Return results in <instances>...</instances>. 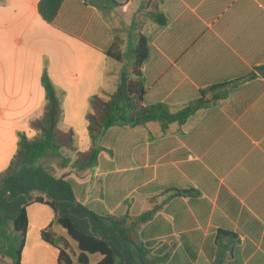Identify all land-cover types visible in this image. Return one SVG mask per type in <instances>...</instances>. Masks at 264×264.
Wrapping results in <instances>:
<instances>
[{"label": "crops", "instance_id": "obj_1", "mask_svg": "<svg viewBox=\"0 0 264 264\" xmlns=\"http://www.w3.org/2000/svg\"><path fill=\"white\" fill-rule=\"evenodd\" d=\"M38 1L0 0V156L9 145L8 160L17 133L30 136L28 121L42 111L43 71L63 109L59 126L73 130L82 151L89 145L88 99L113 92L123 65L105 55L117 35L106 10L91 0H63L49 24L37 13ZM114 1L121 6L107 10L111 14L125 15L134 5ZM160 10L166 25L143 27L144 104L164 102L175 110L200 89L252 76L165 133L153 122L109 127L98 140L96 163L80 176L51 152L40 165L64 176L76 201L97 214L136 215L149 207L150 197L193 190L158 199L160 208L142 227L145 239L174 244L190 264H209L218 232H231L242 264H264V77L257 73L264 69V0H162ZM76 125L84 126L85 148L76 144ZM61 156L74 158L65 151ZM26 216L19 264H57V249L39 235L52 220L51 209L30 203Z\"/></svg>", "mask_w": 264, "mask_h": 264}, {"label": "trees", "instance_id": "obj_2", "mask_svg": "<svg viewBox=\"0 0 264 264\" xmlns=\"http://www.w3.org/2000/svg\"><path fill=\"white\" fill-rule=\"evenodd\" d=\"M91 1L101 10L121 6L114 0ZM62 3L63 0H39L37 13L50 24ZM161 3L162 0H140L126 29L125 39L115 35L105 52L107 57L123 65L113 92L93 94L88 99L84 120L89 145L85 150H76L72 129L59 126L63 119L59 97L46 72L41 73L42 111L28 121L30 136L17 133L15 150L7 166L0 171V256L8 264H19L27 227L26 207L30 203L44 204L52 211L51 222L40 230L39 235L42 241L57 249V264H89V255L99 257L93 264H190L188 257L176 254L174 244L146 240L142 227L160 208L162 201L158 199L161 196L166 193H169L168 197L185 196L194 194L193 190L171 189L150 197L147 200L149 207L136 215L128 211L97 214L76 201L64 176H54L37 164L41 157L51 152L59 156L61 167L70 165L73 173L80 176L96 163L102 150L98 140L109 127L145 126L153 122L161 133H165L170 125H183L196 111L216 104L227 96L232 86L252 76L248 74L200 89L195 100L175 110L164 102L144 104L142 69L148 56V45L143 27L146 22L166 25L167 17L160 10ZM125 43L126 53L122 50ZM62 151L71 152L73 160L62 157ZM30 198H33L31 202ZM54 225H58L64 234H58ZM218 234L209 264H242L243 255L236 235L225 231Z\"/></svg>", "mask_w": 264, "mask_h": 264}, {"label": "rangeland", "instance_id": "obj_3", "mask_svg": "<svg viewBox=\"0 0 264 264\" xmlns=\"http://www.w3.org/2000/svg\"><path fill=\"white\" fill-rule=\"evenodd\" d=\"M137 0H134V5L130 6V10L125 14V15H120L118 13H109V11H104V14L105 16L111 20V22L113 23L114 25V29H115V32H117V35L123 39H125V36H126V29L129 25V23L131 22L137 8ZM122 50L126 53L127 52V44L125 43L122 47ZM78 124V122H76ZM77 128L75 127V132H76V144L79 146L80 145V148H85V146L83 145V141L81 143V140L84 139V141H88L85 138H83V135H84V126L83 127H79L78 125H76ZM28 132V129L26 130ZM84 146V147H83ZM9 150V145H5L1 152H2V155L0 156V171L3 170L7 164H8V159L7 157L5 158V156H8L7 155V152ZM83 150V149H81ZM66 152V151H65ZM67 153L69 154H72L71 152H68ZM41 161V158L37 161V164H41L40 163ZM42 163H47V158L44 159L43 161H41ZM55 229L56 231H59L60 233L64 234V231L58 226V225H55ZM89 260H90V263L98 260V256L97 255H90L89 256ZM0 264H8L7 263V260L0 256Z\"/></svg>", "mask_w": 264, "mask_h": 264}, {"label": "water", "instance_id": "obj_4", "mask_svg": "<svg viewBox=\"0 0 264 264\" xmlns=\"http://www.w3.org/2000/svg\"><path fill=\"white\" fill-rule=\"evenodd\" d=\"M257 73H258L260 76L264 77V69H258V70H257ZM32 199H33V198H30L29 202H31Z\"/></svg>", "mask_w": 264, "mask_h": 264}]
</instances>
